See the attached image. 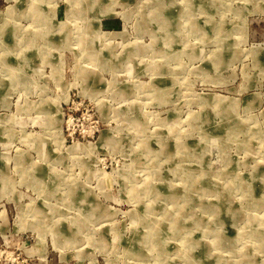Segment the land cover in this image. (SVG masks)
I'll return each instance as SVG.
<instances>
[{"label":"rangeland","instance_id":"obj_1","mask_svg":"<svg viewBox=\"0 0 264 264\" xmlns=\"http://www.w3.org/2000/svg\"><path fill=\"white\" fill-rule=\"evenodd\" d=\"M0 264H264V0H0Z\"/></svg>","mask_w":264,"mask_h":264},{"label":"bare ground","instance_id":"obj_2","mask_svg":"<svg viewBox=\"0 0 264 264\" xmlns=\"http://www.w3.org/2000/svg\"><path fill=\"white\" fill-rule=\"evenodd\" d=\"M195 180V179H194ZM149 187V186H148ZM47 189V188H46ZM153 193V192H152ZM156 196V195H155ZM157 197V196H156ZM101 214V213H100ZM187 221V220H186ZM185 227V226H184ZM155 230V229H154ZM180 230V229H179Z\"/></svg>","mask_w":264,"mask_h":264}]
</instances>
